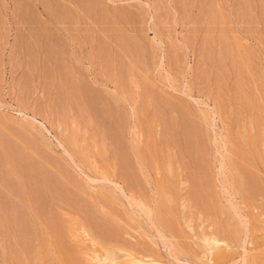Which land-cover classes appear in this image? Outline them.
Here are the masks:
<instances>
[{
    "label": "rangeland",
    "instance_id": "rangeland-1",
    "mask_svg": "<svg viewBox=\"0 0 264 264\" xmlns=\"http://www.w3.org/2000/svg\"><path fill=\"white\" fill-rule=\"evenodd\" d=\"M113 253L264 264V0H0V264Z\"/></svg>",
    "mask_w": 264,
    "mask_h": 264
},
{
    "label": "bare ground",
    "instance_id": "bare-ground-1",
    "mask_svg": "<svg viewBox=\"0 0 264 264\" xmlns=\"http://www.w3.org/2000/svg\"><path fill=\"white\" fill-rule=\"evenodd\" d=\"M223 71V70H222ZM223 74V73H222ZM225 74V73H224ZM188 132V131H187ZM3 135V134H2ZM151 137V136H150ZM188 137V136H187ZM3 140V139H2ZM9 142V141H8ZM27 144V143H26ZM2 146V145H1ZM152 150V149H151ZM22 151V150H21ZM153 151V150H152ZM148 160V159H147ZM245 160V159H244ZM34 162V161H33ZM253 174V173H252ZM245 177V176H244ZM259 192V191H258ZM42 236V235H41ZM205 239L207 240V242H209V253L210 254H208L209 256H211L212 258L211 259H213V257L215 256L216 257V259L217 258H219V260H220V258H224L225 256L223 255L224 253H225V249H224V244H225V242L223 241V240H221V239H219L218 237H216V236H213V237H205ZM226 248V247H225ZM62 249V248H61ZM208 249V248H207ZM221 250L222 251H224L223 253L221 252ZM55 251V250H54ZM58 251H60V250H58ZM227 251V250H226ZM55 252H57V251H55ZM68 252V251H67ZM59 253V252H58ZM62 253H64V252H62ZM54 254V253H53ZM59 255H62L61 253H59ZM58 255V256H59ZM66 255V254H65ZM62 256H64V254L62 255ZM61 256V257H62ZM68 256V255H67ZM70 256V255H69ZM65 257L66 256H64V260H66V259H68V261H70V259L69 258H67L66 257V259H65ZM124 258V257H126V262H125V258H124V261L122 262V258ZM72 258V257H71ZM108 258L109 259H111L112 260V262H114V264H131V263H134V262H137L136 260H134V259H132V260H130V261H127V256L126 255H124V254H121V256H116V254H111V255H109L108 256ZM120 258H121V261H120ZM62 260V259H61ZM68 261H66L67 262V264H68ZM120 262V263H119ZM65 263V261H63V264ZM66 264V263H65ZM70 264H71V262H70ZM137 264H141V263H137Z\"/></svg>",
    "mask_w": 264,
    "mask_h": 264
}]
</instances>
